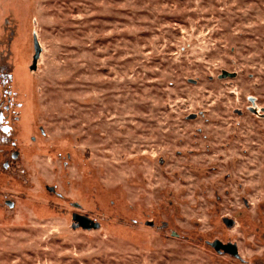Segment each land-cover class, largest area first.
Listing matches in <instances>:
<instances>
[{"label": "rangeland", "instance_id": "rangeland-1", "mask_svg": "<svg viewBox=\"0 0 264 264\" xmlns=\"http://www.w3.org/2000/svg\"><path fill=\"white\" fill-rule=\"evenodd\" d=\"M0 264H264V0H0Z\"/></svg>", "mask_w": 264, "mask_h": 264}, {"label": "water", "instance_id": "water-1", "mask_svg": "<svg viewBox=\"0 0 264 264\" xmlns=\"http://www.w3.org/2000/svg\"><path fill=\"white\" fill-rule=\"evenodd\" d=\"M34 45H35V47H38V43H37L36 39L34 40ZM37 58H38V54H35L34 58H33L32 68H35ZM232 76H233L232 74H228L226 72H223L221 77H232ZM16 156H17V154H14L13 159H15ZM10 206L12 207L13 203H10ZM73 220L75 223L78 222V220H80V223L78 222V224L76 223V224L72 225L73 229H76L79 225L83 229H91L92 227L98 228V224H90L91 222L83 216L76 215L73 217ZM224 222H225L227 227H231L233 225V222L230 220L225 219ZM208 244L217 253H224V254L230 255L236 259L240 258L236 244H232V243L224 244V243L220 242L219 240H215V241L208 243Z\"/></svg>", "mask_w": 264, "mask_h": 264}, {"label": "flooded vegetation", "instance_id": "flooded-vegetation-1", "mask_svg": "<svg viewBox=\"0 0 264 264\" xmlns=\"http://www.w3.org/2000/svg\"><path fill=\"white\" fill-rule=\"evenodd\" d=\"M13 155L14 154H12L11 156H12V158H13ZM17 157V156H16ZM4 167H7L8 166V164H6V163H4V165H3ZM78 222L80 223V220H78Z\"/></svg>", "mask_w": 264, "mask_h": 264}]
</instances>
